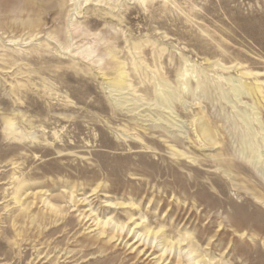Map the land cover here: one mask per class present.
<instances>
[{
	"label": "rangeland",
	"instance_id": "obj_1",
	"mask_svg": "<svg viewBox=\"0 0 264 264\" xmlns=\"http://www.w3.org/2000/svg\"><path fill=\"white\" fill-rule=\"evenodd\" d=\"M0 264H264V0H0Z\"/></svg>",
	"mask_w": 264,
	"mask_h": 264
},
{
	"label": "bare ground",
	"instance_id": "obj_2",
	"mask_svg": "<svg viewBox=\"0 0 264 264\" xmlns=\"http://www.w3.org/2000/svg\"><path fill=\"white\" fill-rule=\"evenodd\" d=\"M109 223V220L104 222V225L108 224ZM140 223H138L136 226H138ZM125 227L124 226H121V229H124ZM152 234H154L155 236L158 235V231L157 232H152ZM168 248H165L164 251H163V254H165L167 252ZM191 253V252H189ZM189 253H187L189 255Z\"/></svg>",
	"mask_w": 264,
	"mask_h": 264
}]
</instances>
